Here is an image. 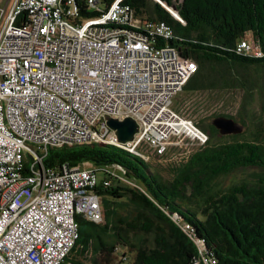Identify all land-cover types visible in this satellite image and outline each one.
I'll use <instances>...</instances> for the list:
<instances>
[{
  "label": "built area",
  "instance_id": "1",
  "mask_svg": "<svg viewBox=\"0 0 264 264\" xmlns=\"http://www.w3.org/2000/svg\"><path fill=\"white\" fill-rule=\"evenodd\" d=\"M97 5L85 4L92 16L75 0H12L0 9V264H77L66 260L79 237L76 217L102 220L99 169L45 167L49 149L98 144L171 160V147L207 141L173 108L197 67L164 42L171 27L135 19L123 0ZM235 48L264 55L247 39ZM126 118L137 131L121 143L107 120ZM101 170L109 187L122 169Z\"/></svg>",
  "mask_w": 264,
  "mask_h": 264
},
{
  "label": "trees",
  "instance_id": "2",
  "mask_svg": "<svg viewBox=\"0 0 264 264\" xmlns=\"http://www.w3.org/2000/svg\"><path fill=\"white\" fill-rule=\"evenodd\" d=\"M113 1L97 0V8L105 10ZM86 2L75 0L81 14L96 15L86 10ZM123 3L139 21L167 23L174 36L164 42L197 67L180 91L197 97L176 98L175 112L191 120L189 108H207V94L236 91L237 114L213 116L231 118L252 129L249 138L243 133L221 135L211 124L191 120L207 141L171 160L153 156L145 161L98 144L49 149L43 158L45 167L90 163L104 177L101 169H122L111 186L95 188L102 220L93 223L76 217L79 237L66 260L85 264L80 256L93 243L95 254L89 264H264V55H242L235 48L247 39L264 51V0ZM250 71L258 77H250ZM255 96L256 111L251 108ZM247 169L259 171L252 181L221 184L222 179ZM129 233L150 236L152 242H131L126 239Z\"/></svg>",
  "mask_w": 264,
  "mask_h": 264
},
{
  "label": "rangeland",
  "instance_id": "3",
  "mask_svg": "<svg viewBox=\"0 0 264 264\" xmlns=\"http://www.w3.org/2000/svg\"><path fill=\"white\" fill-rule=\"evenodd\" d=\"M12 2V0H0V9L4 8L5 6L10 5ZM7 8V7H6ZM171 12H173L172 10H170ZM173 16L176 14L175 12L172 13ZM175 17V16H174ZM250 77L252 78H257L258 77V73L254 72V71H250ZM184 93L180 92L177 94V96H175L174 101L176 98H184L185 95H183ZM188 98V100L194 98V100L196 99L197 95L194 97L193 95H189L186 94V96ZM208 98V100H207ZM240 97L238 96V94L236 93V91H232V93H228L225 94L223 92H217V93H209L206 96V100L209 103L207 105V108L200 110V109H196V110H190V115H191V120H202L203 124H211L212 125V121L217 118V117H221V116H213V113H233V114H237L239 107L237 106L238 102H239ZM216 101H220L216 106L214 105V102ZM251 108L253 110H258L259 106H258V101H257V96L254 97V100L251 103ZM190 106V105H188ZM214 107H216L214 109ZM173 108H174V102H173ZM242 114H244V112H242ZM241 114V115H242ZM182 117V116H181ZM185 118V117H183ZM187 119V118H186ZM190 120V119H188ZM190 120V121H191ZM194 122V121H193ZM238 124V123H237ZM240 126V127H239ZM238 127L240 128V132L233 134L235 136L240 135L243 133L245 138H249V134H250V130L252 129V126L249 125L247 127H244L241 124H238ZM181 147H178L177 150H175V147H171L169 149V153H176L178 155H184V153L186 152H190L191 150L196 149L197 147L195 145H187V144H181ZM259 171L256 169H247V170H240L237 171L235 173H233L232 175H230L227 178H224L221 180V184L224 185H228L230 183H237L238 181L241 180H253V177L255 174H257ZM104 175L102 172L98 171L97 172V179H98V183L100 184V182L103 180ZM120 211L122 212V208H120ZM127 240H130L131 242H143L145 244H149L150 242H152L151 237L149 236H144L142 234H133V233H129L126 236ZM106 240V239H105ZM107 241V240H106ZM120 249H122V251L127 250V248L125 246L119 245ZM78 248V247H77ZM81 251V250H80ZM81 253V252H80ZM95 252H94V244H90L87 249L85 250L84 253H82V255L80 256L82 258L83 261H85V264H89L91 262L92 257L94 256Z\"/></svg>",
  "mask_w": 264,
  "mask_h": 264
},
{
  "label": "water",
  "instance_id": "4",
  "mask_svg": "<svg viewBox=\"0 0 264 264\" xmlns=\"http://www.w3.org/2000/svg\"><path fill=\"white\" fill-rule=\"evenodd\" d=\"M107 124L112 130L115 131V135L118 141L121 143L131 141L134 133L137 131L136 123L130 118H126L122 121L108 119ZM212 126L216 128L221 135H233L240 132V126L238 127L236 122L227 117L215 118L212 121Z\"/></svg>",
  "mask_w": 264,
  "mask_h": 264
},
{
  "label": "crops",
  "instance_id": "5",
  "mask_svg": "<svg viewBox=\"0 0 264 264\" xmlns=\"http://www.w3.org/2000/svg\"><path fill=\"white\" fill-rule=\"evenodd\" d=\"M10 5H8V6H5V7H9Z\"/></svg>",
  "mask_w": 264,
  "mask_h": 264
}]
</instances>
